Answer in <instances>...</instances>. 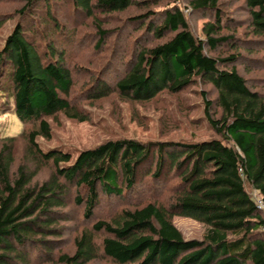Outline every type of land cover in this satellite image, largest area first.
I'll use <instances>...</instances> for the list:
<instances>
[{
    "label": "trees",
    "instance_id": "trees-1",
    "mask_svg": "<svg viewBox=\"0 0 264 264\" xmlns=\"http://www.w3.org/2000/svg\"><path fill=\"white\" fill-rule=\"evenodd\" d=\"M23 1L20 20L0 49V106L28 127L0 144V264H31L30 249L52 254L59 264H90L102 253L115 264H264V210L253 195L264 203V92L241 75L243 54L206 51L236 47L233 35H222L227 24L220 0H190L194 10L214 11L215 21L204 25L205 38L192 32L176 0H65L72 9L59 10L60 15L55 5L64 0ZM166 1L159 24L148 21L156 15L152 10L130 18L159 42L133 48L113 83L93 76L78 95L90 102L114 93L149 102L164 91L211 84L217 99H211L209 89L199 94L214 135L109 139L76 157L58 147L43 149L38 139H51L50 119L64 114L90 120L75 95L72 59L81 39L65 17L75 25L77 13L93 19L94 46L100 49L116 31L105 28L97 12L114 15ZM40 2L42 9L34 8ZM246 3L257 36L249 41L264 48V0ZM19 140L27 142V163L16 164ZM41 166H49L52 174L38 183ZM71 197L84 204L85 218L105 205L100 213L106 215L76 235L72 253L53 255L56 247L47 238L61 236L59 223L66 220ZM176 216L207 225L204 237L186 239Z\"/></svg>",
    "mask_w": 264,
    "mask_h": 264
},
{
    "label": "rangeland",
    "instance_id": "rangeland-1",
    "mask_svg": "<svg viewBox=\"0 0 264 264\" xmlns=\"http://www.w3.org/2000/svg\"><path fill=\"white\" fill-rule=\"evenodd\" d=\"M23 2V0H0V49L20 20L18 11L23 6ZM64 2L65 0L60 4L57 2L58 4L55 5L58 15L61 14L59 10L72 9L70 4ZM176 2L185 11L192 32L197 37L205 38L204 25L207 22L215 21L214 11L194 10L189 4L190 0H176ZM166 3L167 1L161 2L159 5L151 3L150 7L140 4L114 15H104L97 12L103 21V26L111 31H116L111 37H107L106 45L100 49L94 46L97 37L96 28L92 24L93 19L77 13L73 15V18L78 20V24L75 25L67 22L65 17L68 28L77 26V38L81 39L80 49H77V53L72 59V64L78 67L73 73L77 82V94L75 95L78 97L79 105L84 107L87 114L90 115V120L81 122L69 119L64 114H61L58 120L50 119L52 125L51 139H38V143L43 149L49 150L52 147H58L76 157L81 150L97 146L109 139L134 138L143 142L179 139L201 140L214 135L204 118V104L199 94L201 89H209L211 99H217V91L211 84L194 83L185 90L173 94L164 91L149 102L125 100L116 93L110 97L90 102L87 99L84 100L83 95H78L81 88L91 82L93 76L113 83L114 76L121 72L125 66L122 63L125 62L124 58L133 56V48L151 46L159 42L153 35L148 34L146 27L130 20V18L152 10L156 12V15H153V18L148 21L159 24ZM43 4L40 2L34 8L40 7L42 9ZM219 9L222 12L223 21L227 24L222 35H233L237 40L234 44L237 49H235L236 47L232 48V45H221L218 50L212 51L207 48L206 51L213 56L243 54L238 63L241 75L248 80L253 88L264 92V48L260 44L253 45L255 41H249L257 38V36L251 27V16L247 9L246 0H220ZM214 111L217 115L221 112L216 107ZM27 128L12 110H5L3 106H0V144L3 138L18 136ZM27 148L25 140L17 142L16 164L29 162L30 156ZM16 164L14 168L17 166ZM50 174L52 172L49 166H41L36 181L42 183L49 178ZM253 195L256 197L257 193L254 192ZM73 198L71 197L68 207L65 209L66 220L59 223V226L64 225L61 236L47 238L51 245L56 247L53 255H57V252L72 253L75 249L74 239L76 235L106 215L100 212L107 205L101 211L95 210L96 212L91 218H85L83 216L84 204H77ZM174 223L186 239H202L208 230L207 225L187 217L176 216ZM103 236L102 234L99 235V243H101ZM30 251L33 260L31 264H59L57 257L52 258V254L48 256L46 253L35 249H30ZM90 264L115 263L102 253L98 259L93 260Z\"/></svg>",
    "mask_w": 264,
    "mask_h": 264
},
{
    "label": "built area",
    "instance_id": "built-area-1",
    "mask_svg": "<svg viewBox=\"0 0 264 264\" xmlns=\"http://www.w3.org/2000/svg\"><path fill=\"white\" fill-rule=\"evenodd\" d=\"M256 200H257V202H258L259 207H260L261 209H264V203H263L261 197H260L258 194H257V196H256Z\"/></svg>",
    "mask_w": 264,
    "mask_h": 264
}]
</instances>
